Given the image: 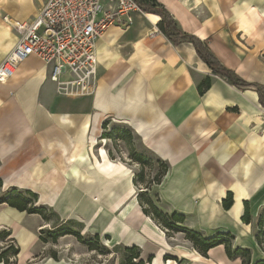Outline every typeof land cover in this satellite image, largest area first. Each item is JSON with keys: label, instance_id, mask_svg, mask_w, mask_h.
Here are the masks:
<instances>
[{"label": "crops", "instance_id": "obj_1", "mask_svg": "<svg viewBox=\"0 0 264 264\" xmlns=\"http://www.w3.org/2000/svg\"><path fill=\"white\" fill-rule=\"evenodd\" d=\"M44 2L0 0V62L18 37L10 21L31 20ZM158 2L224 67L264 86V0ZM159 20L140 11L131 23L103 32L96 41V86L88 95L59 92L49 78L50 66L36 55L0 82L1 188L35 192L36 206L51 207L61 220H79L109 241L117 239L113 244L137 245L142 257L152 256L150 264L157 253L162 260L180 255L191 264H241L240 257H227L223 244L205 256L193 247L170 245L142 215L129 190L132 174L107 151L102 123L111 119L128 125L167 161L159 185L161 211L184 216V227L202 236L231 234L233 246L248 248L249 264H256L264 260L254 230L264 219V212L259 214L264 209V108L254 90L238 89L214 74L190 42L169 41ZM199 84H208L203 93ZM228 192L232 204L225 209ZM244 201L249 223L241 220ZM25 217H34V226L25 225ZM39 219L0 203V227L9 229L19 260L39 255ZM262 231L261 241L264 222ZM41 264L85 263L47 257Z\"/></svg>", "mask_w": 264, "mask_h": 264}, {"label": "built area", "instance_id": "obj_2", "mask_svg": "<svg viewBox=\"0 0 264 264\" xmlns=\"http://www.w3.org/2000/svg\"><path fill=\"white\" fill-rule=\"evenodd\" d=\"M140 11L135 0H45L31 20L10 21L18 37L0 62V82L26 57L36 55L50 66L49 78L59 92L71 97L92 93L97 39L116 23H131Z\"/></svg>", "mask_w": 264, "mask_h": 264}, {"label": "rangeland", "instance_id": "obj_3", "mask_svg": "<svg viewBox=\"0 0 264 264\" xmlns=\"http://www.w3.org/2000/svg\"><path fill=\"white\" fill-rule=\"evenodd\" d=\"M104 129L105 132L114 131L113 138L109 139L106 142L107 151L111 154L112 159H117L122 161L125 167H127V172L131 173L133 176L132 183L133 188L129 185V190L131 192H135V197L137 200V208L144 216H148L151 218L153 223L163 232V236L167 240H169L170 245H182L185 247H193V242L187 238V232L184 230H180L181 227H184V223H176L175 227L178 228H161L160 225H163L162 218L153 217L150 213L151 211V202L156 206L159 210V203L162 205L159 185L160 183H156L155 178L161 171L160 164L156 161V155L149 150L140 140V138L132 131V129L124 124L118 123L111 119L107 120ZM130 138H120V137H128ZM130 145V147H129ZM130 148L137 152L142 153L147 159L148 164L141 166L140 163L133 160L131 158V150ZM101 149V148H100ZM167 162V161H166ZM141 172L144 177L143 182H139L137 179L138 174ZM167 173V172H166ZM165 173V175H166ZM165 175L161 177V181L164 179ZM136 179V180H134ZM147 186V187H146ZM13 187H8L5 190L0 188V197H13L16 194H22L26 198L30 199V196L25 193V189L15 188L12 191ZM35 193V192H34ZM36 194V193H35ZM37 195V194H36ZM38 197V195H37ZM147 201H150V204H147ZM37 204V203H36ZM28 206H36L35 203L28 204ZM165 212V211H164ZM264 212V209L259 213L260 215ZM173 212L168 211L167 215H171ZM259 215V216H260ZM47 218L48 220H44L42 217ZM42 219H39L40 225L42 226L39 230L36 229L37 235L42 233V240L39 239L37 243L36 251H39V255H36L35 258L31 259H18L17 255L15 257L11 256V253H7V263L8 264H41L42 260L49 257L52 258V255L55 256L56 260H65L72 263H85V264H126L127 257L131 254L136 253L138 250L140 252V258H143L144 264L151 263L152 256L141 255V248L137 247V249L133 250V252L126 251L127 247L132 246L131 244H113L116 239L112 242L109 241L110 238H106V236H102L100 233H96L97 231L93 228H87V226L75 219H66L61 220L47 205L44 206V210L42 215H39ZM23 223L25 225H33L36 221L34 217L24 218ZM160 224V225H159ZM32 226V227H33ZM67 231L72 233H65L61 235H57V237L53 240L51 238V233L55 230ZM261 227L256 228L255 232H259ZM8 231V228L0 227V233L2 231ZM54 230V231H52ZM262 230V229H261ZM41 231V233H40ZM60 232V231H58ZM95 234H98V238H95ZM10 235L1 234L0 235V252L3 251L9 244L13 246H17L15 242L10 241ZM80 236V237H79ZM261 237V236H260ZM232 244V240H231ZM233 246V244H232ZM262 248H264V240L261 242ZM234 247V246H233ZM195 249V248H194ZM196 250V249H195ZM264 250V249H263ZM198 251V250H196ZM180 256V255H179ZM178 255H167L164 257V260L170 259L174 262V264H191L187 259L179 257ZM162 257V256H161ZM138 259L132 258V262H136ZM162 260L163 264H166L165 261ZM170 261V263H171ZM168 262V261H167ZM149 263V264H150ZM168 264V263H167Z\"/></svg>", "mask_w": 264, "mask_h": 264}, {"label": "trees", "instance_id": "obj_4", "mask_svg": "<svg viewBox=\"0 0 264 264\" xmlns=\"http://www.w3.org/2000/svg\"><path fill=\"white\" fill-rule=\"evenodd\" d=\"M138 4L139 8L143 12L153 13L160 16V20L158 21L157 25L159 29L163 32V34L167 37L169 41H171L174 45H178L182 42H190L193 45V48L196 52V54L201 58L203 62L210 68V70L217 75L223 76L227 78L235 87L241 90L245 89H251L254 90L257 93L258 102L261 105V107L264 108V86L255 83V82H248L243 79H241L235 72H233L230 69H227L224 67L218 60L215 58L208 50L206 44L197 36L184 32L177 21L173 18V16L166 10V8L158 2V0H135ZM208 87V84H199V92L203 93V91ZM106 122L104 121L102 123V127H105ZM114 131H110L107 133H102L108 138H113ZM120 138H130V135L128 137H120ZM130 147V145H129ZM131 158L133 160L140 163L141 166H144L148 164L147 159H145V156L142 153H137L133 151L131 148ZM109 153V152H108ZM109 156L111 154L109 153ZM157 157V156H156ZM161 167L160 173L155 178L156 183L161 182V177L165 175V173L169 169V165L165 160H162L157 157L156 160ZM137 179L139 182L144 181L143 174L141 172L138 174ZM136 180V179H134ZM2 186L1 180H0V188ZM147 187V186H146ZM15 188H12V191H14ZM26 194L30 196V199L26 198L22 194H16L13 197H0V203H6L8 206L13 207L17 209L18 211H25L29 214L34 213L38 215H42V212L44 210V206H28V204L36 203L37 201V195L27 190L25 191ZM147 204H150V201H147ZM232 204V195L230 192H228L226 198L222 201V205L225 209H228ZM151 211L150 213L153 215V217H160L162 220L160 222L163 223V225H160L161 228L168 229V228H174L176 223H181L184 221V216L172 213L171 215H167V213H164L163 211L159 210L154 204H150ZM44 220H48L44 216L42 217ZM241 220L245 223L250 222V214H249V207L248 202L244 201V212L241 217ZM264 219L262 217L259 218L258 225L259 227L263 226ZM179 226L175 227L178 228ZM180 229V227H179ZM259 230L257 233V239L259 241V244L262 242L260 240V236L263 234L262 230ZM62 229L58 230H52L54 232L51 233V238L54 240L57 235L65 234V233H72L67 231H61ZM180 230H184L187 232V238L193 242V248L198 250V252L205 256L206 252L219 244H223L225 248V253L229 259H234L237 257L241 258V264H249L250 260V250L248 248H242V247H233L231 244V240L233 239V236L229 233H216L213 236H202L201 234L193 231L188 230L185 227H181ZM9 234V231H2L1 234ZM41 233V231H40ZM42 233L39 234V239L42 240ZM80 237V236H79ZM95 238H98V234H95ZM108 238V236H106ZM11 242H13L12 239H10ZM137 249L135 245H132L130 247L126 248V251L133 252V250ZM19 252L18 246H13L12 244H9L3 251L0 252V263L8 264L7 263V253H11V256L15 257ZM52 257L55 259V256L52 255ZM136 258L138 259L136 262H132L131 259ZM126 264H144V261L142 258H140V252L139 250L131 254L127 257V260L125 261ZM256 264H264V260L258 261Z\"/></svg>", "mask_w": 264, "mask_h": 264}, {"label": "bare ground", "instance_id": "obj_5", "mask_svg": "<svg viewBox=\"0 0 264 264\" xmlns=\"http://www.w3.org/2000/svg\"><path fill=\"white\" fill-rule=\"evenodd\" d=\"M100 152H101V154H103V156H104V149H103V148L100 149ZM108 160H109V159H108ZM118 165L121 167V169H126L125 166H124L123 164L119 163ZM130 186H131L132 188L134 187L133 185H130ZM116 240H117V239H116ZM116 240H115V241H116ZM161 255H162L161 253H157V254H156V258L154 259L153 264H163V263L161 262V258H162ZM167 263L170 264V261H168Z\"/></svg>", "mask_w": 264, "mask_h": 264}]
</instances>
